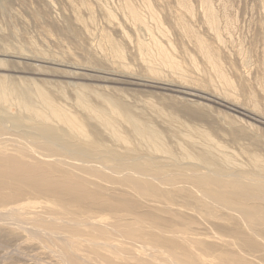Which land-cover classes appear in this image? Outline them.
<instances>
[{
  "label": "rangeland",
  "instance_id": "374dc122",
  "mask_svg": "<svg viewBox=\"0 0 264 264\" xmlns=\"http://www.w3.org/2000/svg\"><path fill=\"white\" fill-rule=\"evenodd\" d=\"M0 92V264H264V0H0Z\"/></svg>",
  "mask_w": 264,
  "mask_h": 264
},
{
  "label": "bare ground",
  "instance_id": "6f19581e",
  "mask_svg": "<svg viewBox=\"0 0 264 264\" xmlns=\"http://www.w3.org/2000/svg\"><path fill=\"white\" fill-rule=\"evenodd\" d=\"M5 95L3 94V93H1L0 92V98H3ZM2 138V137H1ZM2 143V142H1ZM14 145H16L17 144V142H15V141H13L12 142ZM8 144V143H7ZM10 144V143H9ZM8 144V145H9ZM12 144V145H13ZM19 144H21V143H19ZM19 146V145H18ZM7 147V146H6ZM15 147V146H14ZM18 148V147H17ZM21 148V147H20ZM14 149V148H13ZM1 150H2V148H1ZM0 150V177L2 178V182L1 183H3L4 184V179L5 180H9V179H19L20 181H26L27 179L29 180L31 177H34V174H39V175H41V173H40V171L41 170H33V171H27L26 170V168H25V166L24 165H20L19 163L20 162H18L17 160H16V158H13V156H9V154H8V152H3V151H1ZM14 152L16 151V150H13ZM16 152H18V151H16ZM15 152V153H16ZM17 154H21L20 152H18ZM25 154V153H24ZM11 155V154H10ZM21 155H23V154H21ZM24 156V155H23ZM21 157V156H20ZM11 158H12V160H11ZM43 158V157H42ZM13 159H14V161H13ZM47 159V158H46ZM45 159V160H46ZM16 161V162H15ZM71 162H73V161H71ZM70 163V162H69ZM82 164H85V162L84 163H82ZM86 165V164H85ZM88 167V166H87ZM103 170H108L107 168H103ZM31 172V173H30ZM42 172V171H41ZM107 172V171H106ZM112 173V172H111ZM131 175V174H130ZM36 176V175H35ZM128 176V175H127ZM146 176V175H145ZM137 177V176H136ZM131 178V177H130ZM36 179V178H35ZM48 179V178H47ZM42 180V179H41ZM227 180V179H226ZM47 181V180H46ZM200 182H202V181H200ZM6 183V182H5ZM45 184V183H44ZM201 185L203 184L204 186H205V183H200ZM208 183H206V185H207ZM52 185V184H51ZM80 186V185H79ZM83 186V185H82ZM137 186V185H136ZM200 186V185H199ZM211 186V185H210ZM94 187V186H93ZM202 187V186H201ZM206 187V186H205ZM207 187H209V186H207ZM210 188V187H209ZM212 188V187H211ZM40 189V188H39ZM52 189V188H51ZM46 190V189H45ZM48 190V189H47ZM55 190V189H54ZM43 191V190H42ZM50 191V190H49ZM51 193H52V191H51ZM60 193V192H59ZM65 193V192H64ZM57 194V193H56ZM70 195V194H69ZM72 195V194H71ZM226 195V194H225ZM73 196V195H72ZM224 196V195H223ZM229 196H231V195H229ZM74 197V196H73ZM77 199V198H76ZM80 200V199H79ZM3 213V212H2ZM1 215H4V214H1ZM7 215H10L9 213L7 214ZM236 216V215H235ZM52 221V220H51ZM69 225V224H68ZM77 225V224H76ZM105 227V226H104ZM28 228H30V227H28ZM105 229V228H104ZM32 230H34V229H32ZM37 231V230H36ZM37 232H39V231H37ZM166 239V238H165ZM168 239H170V238H168ZM63 240H64V238H63ZM65 241V240H64ZM66 243H68V242H66ZM170 244V243H169ZM180 245H181V243H179ZM68 245H70V243L68 244ZM114 244H110V246H108V248H111V249H114V248H117L116 246H113ZM131 248V247H130ZM137 248H138V252H140L141 254H144V255H146V254H150V256H157V255H159V256H164V257H167L168 258V260L169 261H166L168 264H180L179 263V260H178V262H176L177 260H176V258H175V260L176 261H174V259L172 260L171 258H169L167 255H166V253L165 252H163V251H160V250H157V249H154V248H152V247H149V246H145V245H141V248H139L138 246H137ZM183 248V247H182ZM169 251H171V250H169ZM172 254V253H171ZM175 254L173 253V256H174ZM143 256V255H142ZM178 256V255H177ZM180 256V255H179ZM144 257V256H143ZM163 257V258H164ZM156 258V257H155ZM160 258H162V257H160ZM166 259V258H165ZM164 259V260H165ZM179 259V258H178ZM202 260V259H201ZM204 262V264H215L214 263V261H211L210 262V260H204L203 261ZM218 262V261H217ZM222 264V263H221Z\"/></svg>",
  "mask_w": 264,
  "mask_h": 264
}]
</instances>
